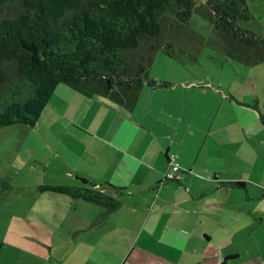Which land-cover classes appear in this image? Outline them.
Segmentation results:
<instances>
[{"label": "crops", "instance_id": "obj_1", "mask_svg": "<svg viewBox=\"0 0 264 264\" xmlns=\"http://www.w3.org/2000/svg\"><path fill=\"white\" fill-rule=\"evenodd\" d=\"M229 93L189 81L142 83L126 109L56 84L43 134L57 142L62 180L43 185L79 186L83 177L118 204L99 222L100 205L51 191L39 209L0 210V264H219L225 255H233L226 264H264L251 254L264 240L256 234L264 221L256 204L264 199V75L250 78L247 98ZM167 151L177 156V180L163 179Z\"/></svg>", "mask_w": 264, "mask_h": 264}, {"label": "trees", "instance_id": "obj_2", "mask_svg": "<svg viewBox=\"0 0 264 264\" xmlns=\"http://www.w3.org/2000/svg\"><path fill=\"white\" fill-rule=\"evenodd\" d=\"M205 5L208 15L193 0H0V126L33 125L58 83L130 109L142 83L155 85L145 77L152 55L147 50L123 55L138 47L141 36L159 34L157 15L167 8L180 24L192 10L206 16L228 41V53L243 64L263 58L261 37L235 24L249 16L244 0H205ZM78 179L79 186L40 185L38 190L96 203L102 207L96 222L103 220L118 202Z\"/></svg>", "mask_w": 264, "mask_h": 264}, {"label": "rangeland", "instance_id": "obj_3", "mask_svg": "<svg viewBox=\"0 0 264 264\" xmlns=\"http://www.w3.org/2000/svg\"><path fill=\"white\" fill-rule=\"evenodd\" d=\"M208 15L209 8L205 0H193ZM247 19L237 18L235 24L241 29L253 32L264 42V0H244ZM160 32L156 37L141 36L138 47L123 55L136 56L150 51L152 57L146 71V78L153 79L158 85L187 82L193 87L216 88L219 92L227 91L238 98H247L250 78L264 75V60L256 65L243 64L234 53L228 50V41L211 25L210 20L192 10L185 24L177 23L171 8L160 11L157 15ZM149 46L152 48L149 49ZM231 54V55H230ZM63 84V83H62ZM164 84V85H165ZM60 85V84H59ZM229 93V94H230ZM207 97H213L210 90ZM217 98V95H216ZM47 104L43 106L33 125L13 123L0 126V210L5 212H23L39 209L41 201L46 200L49 191H38L44 182L60 181L58 173L59 157L57 142L48 144L43 134L47 127ZM246 179V171L239 173ZM260 181L259 176L256 177ZM258 181V185L260 184ZM249 190L254 186L249 185ZM51 207L56 205L48 198ZM257 209L264 210V199L256 201ZM242 205L239 213L240 224H248ZM252 206V204H251ZM5 217L0 216V228L5 224ZM264 233V221L257 224V239ZM264 237V236H263ZM211 243V242H209ZM257 248L251 254L264 258V240H257ZM202 247V246H201ZM213 249L215 246H206ZM246 255L245 252L242 253ZM200 258V254H198ZM199 264H212V257L203 259Z\"/></svg>", "mask_w": 264, "mask_h": 264}, {"label": "built area", "instance_id": "obj_4", "mask_svg": "<svg viewBox=\"0 0 264 264\" xmlns=\"http://www.w3.org/2000/svg\"><path fill=\"white\" fill-rule=\"evenodd\" d=\"M167 168L163 173L164 180H177L180 177V167L177 162V156L172 151L165 153Z\"/></svg>", "mask_w": 264, "mask_h": 264}]
</instances>
